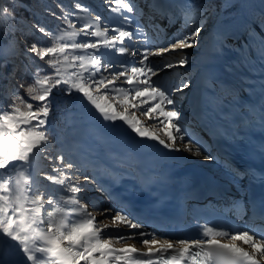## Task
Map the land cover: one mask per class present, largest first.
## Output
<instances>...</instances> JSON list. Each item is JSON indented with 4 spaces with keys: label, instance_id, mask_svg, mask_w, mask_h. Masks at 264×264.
<instances>
[{
    "label": "snow or ice",
    "instance_id": "1",
    "mask_svg": "<svg viewBox=\"0 0 264 264\" xmlns=\"http://www.w3.org/2000/svg\"><path fill=\"white\" fill-rule=\"evenodd\" d=\"M106 2L115 5L113 11L121 13L123 20L131 23L124 13L136 12L134 0ZM156 7L159 9L157 14L162 19L167 18L169 24L176 19L171 9H179L184 18V27L173 33L168 47L155 51L145 48L139 61L142 67L126 68L113 74L111 79L95 71L102 63L99 49L115 48L117 42L122 45L125 38L133 37V32L119 28L113 29L115 35L109 36V29L101 27V17H93L91 10L82 3L74 4L78 12L63 13L62 20L67 27L57 33L33 25L36 32L48 38L49 44L40 46L33 42L24 49V55L44 62L49 73L41 75L43 68L31 73L33 83L26 87L21 85L24 95L7 87L2 93L9 104L7 108L0 105V264H6L4 257L11 251L3 248L6 242L23 257V264H264V230H236L232 234L231 231L205 225L200 229L202 239L160 240L143 231L141 225L130 218V214L125 215L126 209L118 212L104 209L99 214L105 219L110 216L111 223L97 222L96 215L89 210V204L82 202L84 197L80 194L84 186L81 177L69 171L76 165L65 163L63 155L54 157L62 167H54V174L45 176L47 181L60 186L58 190H42L29 172L36 156L46 153L52 143L53 137L47 126L56 104V89L69 98L79 94L81 104L98 113L105 121H120L141 138L156 140L168 149L182 150L176 148V141L183 140L188 133L187 129L181 127V112L176 110L172 88L152 86L151 78L157 72L147 62L149 56H163L171 51L193 48L204 27L203 11L194 3H157ZM80 13L86 15L81 16ZM0 14V41L6 42L0 44V68L12 63L9 76L15 78L19 71V65L15 63L20 51L17 40L19 19L15 15V6L0 9ZM52 15L55 16V13ZM70 15L82 20L83 26L77 28L76 23L69 19ZM190 25L194 27L187 31ZM143 33L144 29L140 28L137 34ZM89 36L98 39L95 42L77 41V37ZM89 49L94 50L89 55L76 54L78 50ZM118 51L137 55L124 46L119 47ZM188 63V57L183 55L177 61L180 66ZM175 66L171 63L163 65L164 68ZM108 67H112V64L109 63ZM97 75L99 79H96ZM121 77H126L125 83L131 88L116 87V81ZM188 87V82L182 79L175 90L182 91ZM25 95L31 102L25 100ZM118 106H123V111H119ZM129 109L141 111L149 122L161 125L166 139L146 126ZM68 111L71 109H67L66 113ZM197 145L193 147L192 139H189L184 148L196 156L211 159L204 154L205 146L200 145L199 141ZM48 159L53 157L49 156ZM236 174L242 175L239 172ZM92 206L98 205L92 203ZM261 218L264 219V210L261 211ZM128 228L138 231L125 236L124 229ZM108 229L115 232L105 231ZM102 235L109 238H102ZM135 238L141 239L146 250L128 245L114 247L115 243ZM225 239L228 242H224Z\"/></svg>",
    "mask_w": 264,
    "mask_h": 264
},
{
    "label": "rangeland",
    "instance_id": "2",
    "mask_svg": "<svg viewBox=\"0 0 264 264\" xmlns=\"http://www.w3.org/2000/svg\"><path fill=\"white\" fill-rule=\"evenodd\" d=\"M66 2L72 8L71 10L68 8L61 10L56 3H52V6L57 11V14L53 18H57L60 21V17L63 16L64 12H78L79 10L74 8V4L82 3L91 10L93 17L97 15L101 17V27L109 29V36L116 34L113 29L123 28V30L133 32V37L131 39L125 38L122 45L117 42L115 48L101 47L99 49L98 54L102 63L98 70H94L103 74L108 79H111L113 74L124 71L126 68L130 70L132 67H142L143 65L139 61L142 59L141 54L145 48L155 51L157 48L168 47L173 33L184 27V18L180 14L179 9H171V13L175 15L176 19L174 23L169 24L167 18L162 19L157 14L159 12V9L156 7L157 3H194L200 6L203 11L202 19L204 27L197 37V44L193 48L171 51L165 53L163 56H149L147 63L149 66H154V71L157 72V75L151 78L152 86L161 87L163 85L172 88V95L176 101V110L181 112V127L187 129L188 133L185 134L183 140L178 139L179 145L185 146L189 139H192L193 147H196L199 146L197 145V141H199L200 145H204L206 148L204 154L211 157V159H205L204 156H196L194 152L187 150L183 152V155L189 156L188 158L179 157L175 155L174 149L165 148L156 140L139 137L128 129L127 126L122 125L120 121L110 122L103 120L99 117L98 113L81 104L79 94H74L70 98L63 93L59 96L60 100L73 103L74 111H79L77 114L73 112V116L76 114L83 124L81 130H71L67 133L66 139L63 138L65 144H67L64 147L68 150L65 163L71 162L76 165L74 169L69 171L81 177V183L84 186V191L80 194L84 197L82 202L89 204V210L96 215L97 222L111 223L110 216L108 219H105L104 216L99 214L104 209H109L113 212L125 209L120 208L115 196L104 186L106 182L110 181L116 183L123 178H128L132 181L131 190H138V193H140L141 188H137V185L141 184L143 187L141 191L142 196H150L149 198L153 200L155 196L157 198L159 193L163 195L167 194L166 185L171 183V171L174 167H183L192 162H198L200 166L214 172L216 178L228 181L238 188L239 186H243V178L245 176L242 172L238 168L230 167L220 158L213 156L209 140L203 139V133L195 134L201 131L199 130L201 126L197 127L194 124L191 112L194 109H199L202 86L208 82L207 60L212 53L220 55L221 60L219 61H223V64L227 62L225 59V48L226 51L232 50L231 52L237 53L243 61L247 59L249 53L264 54V7L262 0H253L251 6L246 5L241 11L230 10V12L229 10L226 12L225 10L228 3L227 0H155V3L154 0H134L136 12L124 13L129 17L131 23L125 22L121 13L113 11L115 5L108 4L106 0H66ZM2 4L3 0H0V9H2ZM150 4L152 5L151 8L149 7ZM80 15L84 16L86 14L80 13ZM69 19L76 23L77 28L83 26V21L76 16L70 15ZM28 24L30 26L34 25L31 21ZM25 25L27 27V24ZM193 27L194 25H190L187 31H191ZM140 28L144 29L143 34H137ZM39 35L43 34L39 33ZM81 38H85V41L91 42H95L98 39L91 36L77 37V41L80 42ZM234 40H236L235 43L233 42ZM252 41L255 42L251 44ZM121 46L129 48L130 52L135 51L137 55L121 54L118 51V48ZM86 51H88L86 55H89L94 50L89 49ZM181 55L188 57L189 63L187 65L180 66L177 64ZM17 57L21 59L26 58L21 50ZM109 63L112 64V67H108ZM168 63L176 66L164 68L163 65ZM246 67H250L251 70L255 69V67L249 64H245ZM229 72H235V68L230 67ZM144 78L146 77H141V79ZM13 79L8 77L9 82ZM96 79H99V75L96 76ZM182 79L188 82L189 87L182 91H176L175 89L180 85ZM125 80L126 77H121L117 80L116 87L131 88L130 85L125 83ZM1 84L2 81L0 80ZM5 85V87L13 90L12 84L6 83ZM3 92L0 91V105L7 108L9 100L2 95ZM110 99L115 100L112 96H110ZM136 102L139 103V101ZM168 108H171V106H168ZM118 110L123 111V106H118ZM129 111L135 112L145 122L146 126L153 128L162 138L166 139L161 131V125L149 122L141 111L133 109H129ZM190 127H193V130ZM58 132L64 131L58 130ZM51 145L52 143L49 146ZM54 167H62V165L58 160L51 162L46 153L37 155L33 161V167L29 170L30 173H34L39 178L38 185L42 187V190L46 189L49 192H54L60 188L59 185H53L45 179L46 175L53 172L52 169ZM237 172L242 175H237ZM84 177H88L89 179L85 180ZM152 186H159V188L156 190ZM229 198V202H231L233 198ZM90 201L98 206L93 207L92 203H89ZM233 202L234 207L236 203ZM224 208L222 210L218 209L221 212V216H227L229 208L226 211ZM126 210L124 212L125 215L130 214V218H133L135 223L140 224L143 231L153 234L155 238L172 240L173 242L180 239L173 238L170 231L166 235L162 227L150 229L149 226L144 225L145 223H141L143 221L139 222L132 212L128 209ZM239 210L241 214L236 217L237 222L245 221V210ZM189 220L193 221V217L190 216ZM198 224L204 223L198 222ZM105 231L115 232L114 229ZM137 231V229H124V235L128 236ZM234 233L235 231L232 232V234ZM102 238L107 239L109 237L102 235ZM112 238L114 239L115 237L113 236ZM126 245H139L141 247L143 244L140 238H135L115 243L114 247L122 248Z\"/></svg>",
    "mask_w": 264,
    "mask_h": 264
},
{
    "label": "bare ground",
    "instance_id": "3",
    "mask_svg": "<svg viewBox=\"0 0 264 264\" xmlns=\"http://www.w3.org/2000/svg\"><path fill=\"white\" fill-rule=\"evenodd\" d=\"M254 42L252 41L251 44ZM231 51H226L225 48V59L227 60L225 64H223V61H219L221 60V56L217 53H212L207 60L208 82L202 86L198 110L201 112L203 118L202 127H208L209 131L214 134L219 131L223 120L234 112L238 110L251 112L256 107L264 105V54L260 53L257 55L256 52H252L251 54L249 53L247 59L243 61L237 53ZM245 64H249L255 67V69L251 70L250 67L245 68ZM230 67H234L235 72H229ZM176 148L182 150H175V155L179 157H189L183 155L186 149L184 146L179 145L178 140L176 141ZM31 174L34 180L39 183V178L36 177L34 173ZM244 176L243 186H239L238 188V192L241 195L236 198L237 201L242 200L243 206H245L243 194L245 191V180L247 178L246 175ZM206 177L220 180L215 177L214 172L200 166L198 162H192L183 167H174L171 171V183L166 185L167 194L163 195L159 193L157 195V198L160 197L158 201H156V196L153 200L149 198L150 196H142L141 191L143 187L141 184L137 185V188H141V191H139L140 193H138V190H131L132 181L128 178H123L116 183H112L111 181L106 182L104 186L115 196L120 208L128 209L136 217L141 216L143 222L151 221L152 224L147 225L150 229H155V223L158 222V219H161L163 224L162 228H164L166 235L167 232L170 231L171 236L175 239H202L203 237L200 234V229L206 225L205 223L198 224L196 220L190 221L189 219L182 223L179 218L186 212V203L190 200L189 193L185 191L186 188L195 183H204ZM152 187L156 189L159 188V186ZM210 201L216 202L215 199H210L209 202ZM197 202L202 201L194 202L192 200V203ZM228 205L229 209L227 211V216H221V212L213 208H208L207 211L202 212L197 211L192 216L194 218L195 215L207 212L213 218L210 226L219 227L222 230L231 232L236 230L258 229V225L257 227H253V223L247 221L246 217L245 221L237 222L236 217L241 214L239 210L241 208L240 203L234 204V207L232 202H228ZM175 214L177 215V219L173 216ZM261 228L264 230V227ZM224 242L228 241L225 239ZM135 247L146 250L144 245L141 247L137 245ZM3 248L11 249L4 257L6 264H23V257L18 255L15 249L11 248L10 243H4Z\"/></svg>",
    "mask_w": 264,
    "mask_h": 264
},
{
    "label": "trees",
    "instance_id": "4",
    "mask_svg": "<svg viewBox=\"0 0 264 264\" xmlns=\"http://www.w3.org/2000/svg\"><path fill=\"white\" fill-rule=\"evenodd\" d=\"M227 1V7L225 8L226 12H228V10L229 12L230 10L241 11L243 7L245 8L246 5L251 6L253 2V0ZM52 3H56V5H58L61 10L67 8L69 10L72 9L66 0H3L2 9L5 7L12 9L13 6H15V15L19 19V25H17V28L19 29L17 33V40L19 41V48L23 53L24 49L33 42L38 43L40 46H48L49 44L47 37H44V35H39V33L35 31V28L28 24L30 21L34 23V25L43 26L53 33H57L58 30H62L67 27V25L64 24L62 17H60V21L57 18H53L54 16L52 13H55L56 15L57 11L52 6ZM262 5L264 7V0H262ZM25 24H27V27H25ZM23 29H25V31H23ZM81 39V41H85V38ZM3 43H5V41H0V44ZM76 54L86 55L88 54V51L78 50ZM15 63L19 65V71L16 73L15 78L10 80L11 82L8 81V77H10L9 73L12 71V63H8L6 67L0 68V80L2 81V84L0 85V91H4L6 86L5 84L9 83L12 84L13 91H18L21 95H24V88H22L21 85L26 87L27 85L33 83L31 73L35 72L37 68L44 69L41 75L49 73V70L47 66L44 65V62L34 59L30 55L26 56L24 59L17 57L15 59ZM85 75H87V73ZM61 94L62 93H60L58 89L54 90L56 104L54 105L53 111L49 116L50 123L47 126L49 133L53 137L52 145L48 146L46 152L48 157H53V159H50L51 162L55 161L54 157L58 155H63L65 158H67L68 150H66L64 147V145L67 144H65L63 138L66 139L67 133L71 130H81V126H83L81 119L76 115L79 113V111H74V105L72 102L60 100L59 96ZM24 98L28 102H31L26 95ZM67 109H71V111L66 113ZM73 112H76V114H74L75 116H73ZM57 129L64 132H58ZM51 174L54 173L50 172L49 175Z\"/></svg>",
    "mask_w": 264,
    "mask_h": 264
}]
</instances>
